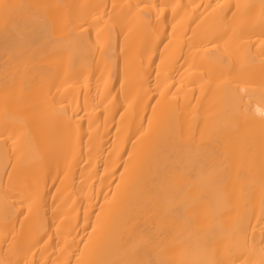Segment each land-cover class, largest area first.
Masks as SVG:
<instances>
[{
  "label": "bare ground",
  "instance_id": "bare-ground-1",
  "mask_svg": "<svg viewBox=\"0 0 264 264\" xmlns=\"http://www.w3.org/2000/svg\"><path fill=\"white\" fill-rule=\"evenodd\" d=\"M0 264H264V0H0Z\"/></svg>",
  "mask_w": 264,
  "mask_h": 264
}]
</instances>
